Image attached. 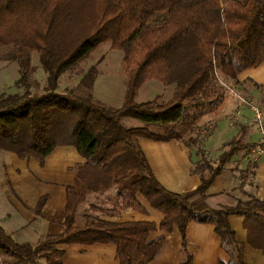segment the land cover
Returning <instances> with one entry per match:
<instances>
[{"label":"trees","instance_id":"16d2710c","mask_svg":"<svg viewBox=\"0 0 264 264\" xmlns=\"http://www.w3.org/2000/svg\"><path fill=\"white\" fill-rule=\"evenodd\" d=\"M108 41L123 51L127 67L119 109L110 111L93 103L94 66L78 73L76 88L57 90L65 71ZM0 43L13 45L7 60L18 62L20 78L15 86L24 89L0 95V149L44 163L57 146L72 145L86 158L67 189L62 233L44 236L33 245L17 241L0 225V254L14 259L10 264H43L42 260L63 264L65 251L58 245L68 243H113L120 264H148L166 243L165 237L151 240L150 233L175 227L183 237L179 264H194L186 248L191 221L214 225L231 256L228 264H250L231 227V215L249 218L248 240L264 251V214L260 213L264 201L253 195L247 201L222 205L214 204L207 194L236 155L264 148V141L246 142L247 129L241 125L221 153L211 158L201 145L196 114L186 118L189 107L204 105L212 95L224 96L215 78L218 71L237 84L239 73L264 62V0H0ZM32 52H38L48 74L43 93L31 91ZM149 81L174 86L172 99L161 103L158 96L138 102L140 88ZM213 85L217 88L212 93ZM259 107L264 109V95ZM124 118L141 124L127 127ZM140 137L183 140L196 147L200 159L193 172L200 175V185L183 193L165 188L138 144ZM255 167L256 162L250 161L247 168L238 164L233 171L254 176ZM112 187L117 191V210L131 207L146 212L137 198L142 195L165 217L157 224L114 222L86 214V221H81L78 211L87 195ZM257 229L255 239L260 243L252 239Z\"/></svg>","mask_w":264,"mask_h":264},{"label":"crops","instance_id":"0c3cea01","mask_svg":"<svg viewBox=\"0 0 264 264\" xmlns=\"http://www.w3.org/2000/svg\"><path fill=\"white\" fill-rule=\"evenodd\" d=\"M122 72L125 76L120 80L126 82L125 67ZM237 80V84L232 82L221 87L224 96L212 95L204 105L191 106L196 111L193 115L197 116L195 125L199 130L201 145L209 157L219 154L223 145L238 134L241 125L247 129L246 142L264 141V109L260 108L261 119L257 120L254 104L257 99L259 104L264 95V62L258 67L243 70L238 74ZM99 81L100 74L97 72L93 103L116 111L124 103L126 87L123 91V83L120 81L122 89L116 97L119 101L114 103L98 94ZM138 144L155 177L165 188L183 193L200 185V175L193 172L194 164L200 159L196 147L189 146L183 140H155L146 137L138 138ZM1 151L4 178L0 179V225L17 241L33 245L44 236L62 233L67 189L75 183L78 167L86 158L72 145L57 146L44 163L35 158L21 159L14 152ZM250 161L256 162L253 185L248 182L243 186L244 180L237 171H233V167L239 164L245 169ZM115 190L112 187L88 194L78 211L81 221L85 222L88 215H94V209L103 214L98 215L95 211L99 218L114 222L152 221L159 224L165 217L162 212L151 207L142 195H137V198L146 212L131 207L117 210V206L114 208L111 205V199L104 198L107 193ZM207 194L213 196L214 204L222 205L247 201L253 195L264 201V148L257 147L251 153L243 151L236 155L209 186ZM260 213L264 214V207L260 209ZM248 219L244 215L229 216L238 241L244 244L245 261L264 264V251L248 240ZM256 234L258 229L252 239L255 243H260V239H255ZM161 237H165L166 243L148 264H179L182 260L181 231L175 227L172 231L157 229L150 233L151 240ZM186 239V248L193 256L194 264H228L231 260L230 254L222 245L220 235L211 223L189 222ZM58 247L65 251L63 264H120L117 246L113 243H68ZM6 260L0 254V264H8Z\"/></svg>","mask_w":264,"mask_h":264},{"label":"rangeland","instance_id":"374dc122","mask_svg":"<svg viewBox=\"0 0 264 264\" xmlns=\"http://www.w3.org/2000/svg\"><path fill=\"white\" fill-rule=\"evenodd\" d=\"M14 47L13 45H3L0 43V95L5 93H23V88H18L15 86V82L20 78V69L17 61H8L7 58L13 54ZM32 65L35 67V71L31 76V91L36 93L45 92V87L47 85L48 74L44 70L41 65L40 57L38 52H32ZM95 67L96 72L100 74V81L98 82V94L102 95L109 101L114 103L119 100L116 98L121 92V83L120 78L124 77L125 74L122 72L123 67H126V62L124 60V53L120 50H115L111 42H103L99 44L96 49H93L87 56L80 60V62L67 71H65L60 79L59 86L57 88L60 92H65L69 89L76 88L80 82V72H87L91 67ZM97 78V76H96ZM216 80L220 83V86L231 84L232 81L227 77H224L220 71L215 75ZM122 82V81H121ZM95 83V82H94ZM123 83V91L126 87V82ZM225 87V86H224ZM213 93L216 90L217 86L213 85L212 87ZM174 92V86L166 87L159 81H149L145 83L139 90L138 96L136 100L138 102H148L155 100L158 97V102L167 103L172 99V95ZM93 100H94V89H93ZM255 104V110H260V103L258 104V99ZM193 112L196 113L195 110H192L191 107L186 109V118H191ZM261 119V118H260ZM259 120V119H257ZM196 123V120L194 121ZM123 124L127 127L138 126L141 123L133 118H124ZM152 129L157 130L158 127H152ZM211 129V128H210ZM209 129V130H210ZM194 133V132H193ZM192 133V134H193ZM186 137H189V134H186ZM222 151V150H221ZM220 151V153H221ZM219 153V154H220ZM3 151L0 150V179L4 178V168H3V158L1 156ZM219 154L211 157L215 158ZM245 176V177H244ZM239 177L244 180L243 182L252 183V175L245 174L241 176L239 173ZM245 186V185H244ZM103 198V197H101ZM104 198L111 199V205H115L116 201H118L117 191L107 193ZM113 198V199H112ZM118 207V205H116ZM96 209H94V216L103 215L101 211L95 214ZM8 264L14 261V259L7 258ZM43 264L44 261L42 260ZM6 264V263H5Z\"/></svg>","mask_w":264,"mask_h":264},{"label":"built area","instance_id":"2783aa9c","mask_svg":"<svg viewBox=\"0 0 264 264\" xmlns=\"http://www.w3.org/2000/svg\"><path fill=\"white\" fill-rule=\"evenodd\" d=\"M256 111H257V112H256V118L260 120V118H261V113H260L258 110H256Z\"/></svg>","mask_w":264,"mask_h":264}]
</instances>
